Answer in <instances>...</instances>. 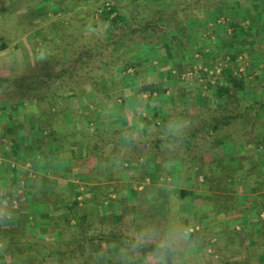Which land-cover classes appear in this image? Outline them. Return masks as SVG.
<instances>
[{"label": "crops", "instance_id": "crops-1", "mask_svg": "<svg viewBox=\"0 0 264 264\" xmlns=\"http://www.w3.org/2000/svg\"><path fill=\"white\" fill-rule=\"evenodd\" d=\"M41 1L33 0L34 4L28 10L34 17L33 21L30 18L33 29L24 38L33 42L42 35L46 37L45 46L48 41L54 46L61 40L60 63L65 66L50 72H31L42 79H51L34 88L36 93L44 96L43 99L15 102L2 95L8 91L6 85L0 88V264H67L65 257L70 252L65 247L60 248L59 242L75 238L68 234L67 238L63 236L66 229L70 228L71 232V227L76 225L74 211L81 212L78 216L82 222L87 219L92 225L89 231L81 224L87 230L79 232L78 239L112 230L123 235L122 239L127 237L134 243L171 244L175 251L174 264H264V209L259 201L260 208L251 201L259 195L253 191L255 182H249L248 188L240 190L229 178L219 186L216 184L219 175L215 174V178H207L208 182L197 187L193 179L196 169L182 161L185 151L181 144L185 145L191 135L177 136L169 131L166 120L170 106L167 104L170 102L177 109H183L184 101L188 103L187 97L181 95L180 98H165L168 90H173L167 87L171 69L175 70L189 59L176 45L177 49L173 51L171 41L172 37L178 36V31L173 29V33L161 37L147 33L134 41L131 35L144 29H160L159 17L164 13L175 17L179 28L185 31L187 48H196V44L203 42L198 38L200 32L214 25L218 27L220 22L212 24V19L220 15L224 7L206 0H70L68 4L65 0ZM103 2H111L126 24L106 25L103 33L110 36L104 34V39L100 40L101 30L93 16L96 15L95 6ZM82 15L91 16L92 21L85 24ZM73 16H77L79 23L82 21L80 30L75 29L79 31L76 32L78 41L68 43L67 34H60L61 39L56 40L57 21L65 18L66 23L61 26H66ZM36 18H44V22L40 23ZM89 26L96 32H90ZM52 28L55 30L49 32ZM120 30L123 32L119 33ZM72 31L68 30L69 33ZM88 38L90 40L86 42ZM225 41L229 42L228 38ZM67 43L78 52L72 61L68 50H63ZM38 46H42V41H38ZM170 47L172 50L168 52ZM83 52L89 55H83ZM98 56L110 64L112 70L104 72L91 65L76 71L70 68L74 62L79 66L84 62L88 65ZM55 59L53 53L48 54L44 63ZM133 59L139 79L154 78L148 85L156 88L153 98L157 97L158 102L153 106L149 102V93L141 92V86L147 82L129 86L128 75L123 82L116 73L115 64L119 63L120 67V63L126 65ZM34 62L38 61L32 57L26 59L21 52L14 56L1 53L0 65L5 70L0 73V79L7 77L10 71L32 68ZM117 76L122 87L115 91L109 83ZM86 79L91 83H86ZM158 82L163 88H157ZM140 101L142 103L138 104ZM156 111H163V114L152 120ZM171 121L189 120L174 114ZM157 141L171 145H155ZM239 146L236 151L233 144L223 146L225 156L231 155L228 157L232 159V167L238 165V152L246 158L257 159L258 163L264 162L263 148L248 147L241 151ZM196 148L193 146L192 150ZM138 157L144 162L132 161ZM164 173H169L172 178L171 185L148 187L141 192L136 190L143 177L145 180L156 179ZM181 190L186 191V197H179ZM158 192H162V196ZM150 195L152 197L148 199ZM155 204L161 208L154 211ZM166 204L169 207L164 208ZM122 207L133 211L132 214H126ZM163 208L167 209V218L172 216L176 225L177 233L172 239L168 238L170 241L163 237L164 228L169 225L167 218L162 214L161 221L156 220V213ZM105 209L112 210V214L108 215ZM139 212L144 216L140 217ZM116 216H121L120 221L110 226L100 221V217ZM67 222L69 227H66ZM191 225L200 230L187 233L186 229ZM138 227L140 231L136 230ZM62 228L63 232L60 231ZM144 234L145 238L140 240ZM119 244L97 253L106 258L104 264H146L150 259L137 254L133 250L135 245L127 244L129 248L121 249ZM84 245L85 249L90 246L89 242ZM209 250L213 253L209 254ZM73 252L79 257L78 248ZM24 257L29 261L23 260ZM98 260L94 259V263H99Z\"/></svg>", "mask_w": 264, "mask_h": 264}, {"label": "trees", "instance_id": "trees-1", "mask_svg": "<svg viewBox=\"0 0 264 264\" xmlns=\"http://www.w3.org/2000/svg\"><path fill=\"white\" fill-rule=\"evenodd\" d=\"M239 0H227L225 4L222 6L226 8L227 12H235V17L236 21H246L249 19L251 22H257V27L254 33L258 32L256 34V38L259 36L261 32L264 33L263 30L260 29L262 24L264 25V0H245L247 3L244 5L245 9L243 10L241 8L242 4L238 3ZM65 2L68 4L70 0H65ZM108 3L110 6L103 8L102 10L97 12L100 7L105 6V4ZM24 4H29L33 6V1L32 0H0V54H8L12 52H16L18 49H20L22 56H24L26 59H29V57L34 58V60H37L38 62H34V67L39 65L41 63H44L43 61H40V56L43 55L44 57L46 55H51L52 54V49L48 48V46L44 47V44H46V37L43 36L42 38V46H38L37 41L33 42H27L26 39L24 38L25 35L29 32V30L33 29L31 25V21H29V13L21 11L20 9ZM100 4V3H99ZM245 11V12H244ZM97 13V14H96ZM95 16H93L94 21L98 22L99 28L103 27V29L100 28V40L104 39V34L105 36L108 35L105 32L103 33L104 26L106 25H119L122 24L123 26L126 24L125 20L119 16L117 8L111 3V2H103L100 5L95 6ZM56 15H59L56 14ZM221 15V14H220ZM218 15V16H220ZM240 17V18H239ZM45 18V17H44ZM44 18H42L41 22H44ZM239 18V19H238ZM68 25L66 26H61L66 19L65 18H60L57 21L58 27H57V35H56V40L61 39V35H69L65 36L66 40L68 43H70L72 40L78 41L76 38V32L79 33L80 30V24H82V21L86 23L92 21V17H85L84 15L81 16L80 23L77 20V16H73L68 19ZM158 20V19H157ZM159 21L162 23L159 24L160 29H154L152 31L144 29L143 32H136L131 33L132 35V40H137L138 37H143L142 35H145L147 33H154L155 36L161 37L162 34H171L173 33V29L178 31V36L172 37L171 44L174 46L175 44H179L182 46V48H187V43L188 39L185 35V31L183 29H180L178 25L179 23H176L175 17H169L168 15H164V13L159 17ZM232 22V20H231ZM76 26V28H72V26ZM60 26L63 28L60 31ZM230 26L232 27V42H230V47L226 46V50L234 51L233 56L229 59H227V54L226 56L223 57L224 65L220 68L219 73L217 74L215 80H209L207 83L206 87V94L205 98L202 95V98H200V104L202 106H198L197 103V98L194 99V96H191L187 102L189 101L192 106L190 112H184L183 113V118L188 119L191 122V127L188 130V135L189 138H191L189 141H186V146L181 144V146L184 147V158L183 162L186 164H192L196 160H202L205 163L213 164L214 161H219L217 162L218 164H223L224 159L227 158L225 155L220 156L218 153L217 149H214L212 145H214V142H216L218 139H221V137L228 136L229 138L231 137V142L234 144V147L238 146V142L243 143L244 149L248 147H254L256 149L258 148H264V100L260 98V96L264 95L262 94V90L264 89V66L259 68V65L256 63H250V65H247V70L249 71L250 74L254 76L251 80H245L243 78L239 77L238 72H236V61L238 59V55L242 54L244 49L243 48H238L234 47L232 44L233 41L237 38V34H235L236 29L240 28V25L236 23H230ZM66 28V29H65ZM69 29H72L74 31L68 32ZM55 29L52 28L49 30V32L54 31ZM240 30V29H239ZM238 30V31H239ZM244 30H247L246 28ZM67 31V33L65 32ZM123 30H120L119 33H122ZM246 32V31H245ZM23 33V36L21 37L20 40L17 39V35ZM110 36V35H108ZM245 36L246 35L245 33ZM252 36L250 35V38ZM255 38V41L251 45L249 52L254 53L257 50V46L260 45L259 39ZM90 38L86 40L88 42ZM61 41V40H60ZM59 41V42H60ZM56 44L54 46L60 47V44ZM244 45L247 43V38H244L243 40ZM65 46L63 50L67 51L70 47ZM91 43V42H89ZM36 45V46H35ZM37 46L39 48H37ZM35 47V48H34ZM36 49H39L38 51ZM47 49H49L47 51ZM61 49V47H60ZM103 49V48H101ZM198 49H202V47H198ZM209 52L206 54L203 52V50H200V61L203 64V67L206 69L211 68V63L208 58L214 53V48H210L208 46ZM91 48L88 50L90 51ZM46 51L48 53H46ZM228 52V53H229ZM86 52H83L82 54H85ZM264 53V52H263ZM86 55H89V53ZM55 56V55H54ZM92 56V54H91ZM56 59L59 61L61 60V53L56 56ZM199 61V60H198ZM48 64V62H47ZM50 64V63H49ZM87 65V64H86ZM85 65L86 69L87 66ZM179 64L176 66V74L175 78L181 80L182 74L184 72H187L186 69L183 68V65ZM71 67H75V62L70 64ZM213 66V65H212ZM210 67V68H208ZM204 68V69H205ZM192 69V68H191ZM41 72L43 73L44 70H34L32 68H26V69H20V70H13L10 71V73L7 75V77L1 78L0 79V88L3 85H6V88H8V91L5 90L2 95H4L5 98H10L15 102H26L29 101V99H43L44 96L38 92L36 93L37 90H35V87L41 86L45 84V81H50L51 79H42L41 76H36L34 74H31V72ZM201 72H204L205 75L207 76V71L205 72L203 69L199 70ZM31 74V75H30ZM44 77V76H43ZM255 81L256 83L251 85V82ZM97 82V80H96ZM86 83H91L90 80L86 79ZM95 83V81H94ZM258 83V84H257ZM259 83H263V88H259ZM38 85V86H37ZM173 90H175V85L171 86ZM154 85L147 86L145 88L141 89V92H148L150 94L153 93ZM172 90V93L174 94ZM247 92H255L254 98L250 99L248 97ZM204 98V100H203ZM199 100V99H198ZM198 106V107H197ZM160 114H163V111H156L155 115L153 116L152 120H157ZM170 117V120H169ZM167 123L169 124L171 121V116H168V119L166 120ZM243 125L245 129H241V134L237 139L233 137L232 132L235 131V127ZM152 129V128H150ZM203 134V135H202ZM208 137V142L210 143V150H211V156L207 159L205 154L200 155V149L198 151L192 150L193 146H196L197 148H200L199 146V140L205 139V136ZM237 135V133H236ZM239 135V134H238ZM193 138V139H192ZM198 139V140H197ZM161 140V139H160ZM170 140V139H169ZM197 140V141H196ZM134 141V140H133ZM157 144L163 145V147L167 144V146H170L171 144L169 142L162 143V141H157ZM140 146V144L138 143ZM158 145V147H159ZM180 146V147H181ZM178 147V148H180ZM190 150V152H188ZM236 151V149H234ZM218 157H221V160H216L214 158V155H217ZM228 155V154H227ZM231 156V155H230ZM238 165L236 167H232L231 165H222V168L225 170V174L223 173L222 175L218 176L216 178V184L221 185V183L224 180H228L229 178L232 179L234 183L239 182L242 183L244 189L248 188L250 184H248L251 181L255 182V187L254 190L255 193L259 192L258 196H255L254 198H251L252 203H255L257 208H260L259 205H257V202L259 201L262 208L264 209V162H257V159H252V158H246L243 153H236ZM144 159L142 157H138L137 159H133V162H144ZM247 169V171H246ZM244 171V173H243ZM249 172V173H247ZM261 172V173H258ZM168 174L162 175V177H165ZM237 177V178H236ZM143 179H145L143 177ZM238 179V180H236ZM206 182H208V179H205ZM212 189H215L211 183ZM217 189H222L220 187H216ZM253 189V188H251ZM186 191L181 190L179 191L178 195L180 198L186 197ZM169 196H172L169 194ZM123 203V201H122ZM121 204V201H120ZM74 210V209H73ZM122 211H126L124 207H122ZM75 212V214H74ZM73 216L75 220H77L76 225L71 227V232L69 231L70 228L66 229L67 232L63 234L65 238H67V234L71 235L72 237L74 236V239L71 240H61L59 243L61 244L60 248L63 249L65 247L66 250H69L70 254L67 256H72L76 255L73 251L74 248L77 249L80 252L79 255H84L86 253L85 249V243L89 242V245H91V249L95 252L97 251H103L110 246L114 244H120V248L123 249L124 247L129 248L126 246L128 243L130 246H133L134 240H128L127 237L126 239H122V236H120V233H114L112 230L105 233H101L99 236L97 235H92L89 238H83L78 239L80 237L79 232L86 231L87 229L90 231L92 228V225H89L87 222V219L82 222V218H80L78 215L81 214L79 211V214L77 211H74ZM77 213V214H76ZM123 214V212H122ZM83 215L86 217V212H83ZM84 217V218H85ZM119 217L121 216H116L113 218H107V217H100V221L104 223L103 225L110 226L112 223H117L119 220ZM120 221V220H119ZM69 222V221H68ZM66 223V227H69V223ZM264 223V221H262ZM82 225H85L87 229H84ZM81 226V227H80ZM62 228L60 231L63 232ZM110 229V228H106ZM104 229V230H106ZM78 230V233H76ZM164 233V232H163ZM177 231L172 234L171 236H166L164 239L165 241H170V239L175 234ZM63 237V238H64ZM119 241H118V240ZM81 240H86L83 242H80ZM128 241V242H127ZM128 244V245H129ZM141 247L138 250H135L137 254L146 256L148 258H151L153 256V249L158 245L156 243H150V244H144L140 243ZM167 255H168V264H174L175 260V251L174 248L172 247L171 244H167ZM83 246V249L81 250L80 247ZM105 248V249H104ZM86 259L84 260V264H104L106 262V258H103V256L100 255H95L94 253H89ZM99 258V263H94V259ZM110 260L108 259V262ZM121 264V262H119Z\"/></svg>", "mask_w": 264, "mask_h": 264}, {"label": "rangeland", "instance_id": "rangeland-1", "mask_svg": "<svg viewBox=\"0 0 264 264\" xmlns=\"http://www.w3.org/2000/svg\"><path fill=\"white\" fill-rule=\"evenodd\" d=\"M206 1L211 3V4L220 3V5L222 6L223 4H225V2L227 0H206ZM41 2H44V0L41 1ZM239 3L242 4L241 8L245 9L244 5L247 2L245 0H239ZM29 8H32V5L24 4L20 10L29 13V11H28ZM220 14L221 15L217 16V17L216 16L215 17L212 16L213 17L212 24H213V22H220L218 27L214 25L210 29H207L204 32H200L201 34L199 35L198 38L203 41L202 44H200V45L196 44V46H197L196 48L192 47L190 49L189 48H182V46H180L179 44H175L176 47L180 48V51H182V50L185 51V54H187V57L189 58L188 61H186L185 63L182 64L183 68L186 69V71L187 70L188 71L184 72V74H182V76H181V80H179V79L175 78L176 70L171 69V71H170V79L168 81L169 84H168V86L166 84V86L168 88H170L172 85H175L176 88H175V90H173L174 94L172 93V90L169 89L168 90V94L166 93V95H165V98L168 96V97H171V99L172 98L174 99L176 97H179V95H181L182 98L187 97L186 99L188 100L191 96H194V99L197 98L198 106L199 107L202 106L200 104V98H202V95L205 98V94H206L205 90H206L208 81L209 80H213V81L215 80L217 74L220 71V68L224 65V61L225 60H223V57L226 56L225 54H227V59H229V58H231L233 56L234 51H230L229 52L225 48L226 46L230 47L229 46L230 45V40H232L231 38H232L233 32H232V27L230 26V23H232V22L233 23L237 22V24L240 25V28L236 29V31H235V34H237V38L235 39V41H233L232 44L234 45V47H238V48L241 47V48L244 49L243 53L238 55V59L236 61V66L237 67H236L235 70L238 69L236 72H238L239 77L243 78L245 80H251L252 78H254V76L252 74H250L249 71L246 68L247 65H250V63H252V62L256 63L257 65H259V68L264 66V53H263L264 52V33L263 32H261L259 34V36L257 37L259 39V43H260V45L256 47L257 50L254 53H250L249 52V49H250L251 45L255 41L256 34H258V32H260V31H258L256 33H254L255 30H256V27H257V22H251L249 19H247L246 21H240V19H239L240 17L238 18L239 21H236L235 12H232V11L231 12H227L226 8H223L222 11L220 12ZM32 16L33 15H31L29 13V17H28L29 21H31V20L33 21L34 20V17H32ZM30 18H31V20H30ZM36 19H37V21H40V23H41V20H42L41 18H39L40 20H38V18H36ZM231 20H232V22H231ZM65 23H66V21H65ZM0 24H1V20H0ZM216 24H218V23H216ZM69 26H72V28H74V27L76 28V26L70 25V23H69ZM100 28L103 29V27H100ZM245 28L247 30H244ZM260 29L264 31V25L263 24L260 27ZM42 32H44V31H42ZM245 33L248 36H245ZM250 35L252 36L251 38H250ZM22 36H23V33L18 34L17 35V39L20 40ZM42 38H43V36L41 35V37L35 38V40L38 42V41H41ZM227 38H228L229 42L225 41V39H227ZM244 38H247V43L245 45H244V42H243ZM48 42L49 43H47V46H48L49 49L50 48L52 49L53 55L58 56L61 53L60 47L53 46L54 43H52V41H48ZM174 46H173V51L175 49H177ZM208 46H210V48H214V50H215L214 53L208 58V60H210V62H212L211 64L213 65V66L211 65V68L208 67V68H210V70L206 69L205 67H203L202 62L200 61V53H199L200 50H203V52L207 54L209 52ZM44 47H45V44H44ZM198 47H202V49H198ZM49 49H47V51ZM171 50H172L171 47L168 48V52L169 51L171 52ZM20 52H21L20 49H18L16 52L8 53V55L14 56L16 54H19ZM67 52H68V55L70 56V61L76 59V56H77L78 52L76 50H74V47H72V48L70 47V49H68ZM80 56H82V55H80ZM61 58H62V56H61ZM132 61L133 62H129L128 61V63L126 65H124L123 63H120V67L118 65L119 63L114 65L116 73L121 76V79L123 80V82L125 80H127L125 77H126V75H128V78L130 79L129 80L130 81L129 86H134V87L137 86V85L141 86L142 82L145 81L147 83L145 85L141 86V88H145V87H147L149 85V83H153L154 82V78H152L153 76L149 77L148 79H145V80H141V79L138 78L137 72H135L136 68L133 65L135 60L133 59ZM88 63H89L88 64L89 66L86 65L87 68H89L90 65H91V66H94L95 69H97V68L98 69L99 68L103 69L104 72H108V71L112 70L111 65L107 64V63H104L100 56L96 57L92 62H88ZM85 64H86V62L82 63L79 66V63H78V65H76L74 68L73 67H70V68L73 71H76L78 69H82L83 66H85ZM64 66L65 65H62V63H60V61L58 59H55L52 62H48V64L47 63H41L39 65V67L36 65L35 67H33V69L34 70H44V72H50L51 70H53V71L54 70H60V68H64ZM153 66H154V64H153ZM1 67L2 66L0 65V73L3 70H5V69H3ZM201 69H203L205 72L207 71V73H208L207 76L205 75L204 72L199 71ZM113 70H114V68H113ZM172 70H173V72H172ZM130 77H132V78H130ZM161 82L157 83V88H163V85L161 84ZM255 83L256 82L252 80L251 85H253ZM126 85H127V88H128V84H126ZM109 87L112 90L117 91L120 87H122V81H120L119 77L117 76V79H115V80H113V82L109 83ZM186 87L190 88V89H184ZM259 88L260 89L263 88V83H259ZM154 92H156V88L153 89V93ZM153 93L151 94V98L149 100L150 104H152L151 106H153V104H156L158 102L156 100L157 97L153 98L154 97ZM261 93L264 94V89L262 90ZM247 94H248V97L250 99L256 97L255 96V92H247ZM148 96L150 97V94H148ZM204 98H203V100H204ZM260 98L262 100H264V95L260 96ZM140 103H142V101L138 102V104H140ZM187 104L188 105L190 104V106L187 107L186 106ZM187 104L184 101V106L181 107L183 109H177L176 106L174 107L169 102L167 104L168 106H170L169 109H168L169 116L173 117L174 114H177V118H183V113L191 110L192 104L189 101H188ZM180 113H181V117H180ZM235 129L236 130L232 132V135H233V137H235V139H237V136L239 137L240 134L243 132V131L241 132V129H245V127L243 125H239V126H236ZM236 133H237V135H236ZM223 138H225V136ZM227 139H219L218 141L214 142V145H212V147L214 149H217V151H218V153L220 154L221 157H222V155H225V152H223V150H224L223 146H225V145L227 147L228 146L229 147L232 146V143H231V140H230L231 137L230 138L228 137ZM225 140H226V142H224ZM207 142H208V137L207 136L205 137V139L199 140L200 148H196V151H198V149H200L199 150L200 151V155L201 154L202 155L205 154V156L208 159L211 156L210 155L211 151L208 149V148H210L211 144L207 143ZM237 142H238L237 143L238 146L240 145L239 146L240 150L241 149L245 150L244 146H243V143H240L239 141H237ZM224 143H226V144H224ZM237 148L238 147L236 146L235 149H237ZM262 150H263L262 153H264V148ZM206 151H207V153H205ZM228 156H226L227 158L224 159V163H223L224 165H230V163L232 161V159L229 158L230 156L229 157ZM221 157H218V154L214 155V158L216 160H221L220 159ZM182 161H183V159H182ZM217 162H219V161H214V163L211 165V164H209V162L205 163L203 161V159H202V160H196L193 163V166L196 169L195 173L193 174V179H195V185L197 187H200L202 184H204L206 182L205 179H207V178H210V179L215 178V174H218L220 176L221 174H223V173L225 174L226 173L225 170L222 168L223 164H218ZM151 178L152 177H150L149 179H146V180L143 179V182H141L140 185L138 187H136V190L138 192H141V191L145 190L148 187L151 188V187L158 186V185H160V186H169V185L172 184V178L169 175H166L165 177H162V175H160V177L156 178V179L155 178L151 179ZM236 180H238V179H236ZM236 184L238 185L240 190H241V188L243 189L242 183H239V182L236 181ZM158 193L160 194V196H162V192H158ZM154 194H156V193H154ZM151 197H152V195H150L148 197V199L151 198ZM167 207H169V204H166V206L164 208H167ZM160 208L161 207H160L159 204H155V205H153L152 209L155 211V210L160 209ZM164 208L161 209V212H160L161 214L160 213H156V220H158L157 222L161 221L162 214H163V217L165 219L167 218V215H166V210L167 209H164ZM125 210H126L125 211L126 214H128V215H131L132 212H133V211H129L128 208H125ZM105 211H107L108 215L112 214L111 213L112 210H110V209H107V210L105 209ZM139 215H140V217L144 216L141 212H139ZM262 218H264V213L262 214ZM166 220L169 223V225L164 228L165 234L163 235V237H166L167 235L171 236L172 234H174L176 232V225L172 221V216H169ZM142 225L144 226L145 223H143ZM191 227H193V228L191 229ZM120 230H122V229H120ZM136 230L140 231V228L138 227V229L136 228ZM198 230H200V229L199 228L197 229V226H195V225L192 226L191 225L188 229H186V232L187 233L189 232V233L192 234V233H195ZM159 233H160V231H159ZM139 243L147 244V243H145L143 241H139ZM135 244L136 243H134L133 245H135ZM90 247H91V245L87 248L86 253L84 255H79V257L76 256V255L66 256L65 259L67 261V264H84V260L86 259L85 257H87L89 253H94L95 255H97V253L100 252V251L95 252ZM208 253L212 254L213 251L209 250ZM24 258H23V260H27L28 259L27 257L25 259ZM27 261H29V260H27Z\"/></svg>", "mask_w": 264, "mask_h": 264}, {"label": "clouds", "instance_id": "clouds-1", "mask_svg": "<svg viewBox=\"0 0 264 264\" xmlns=\"http://www.w3.org/2000/svg\"><path fill=\"white\" fill-rule=\"evenodd\" d=\"M89 31L95 33L96 29L89 26ZM99 35V33H97ZM40 61H43L45 57L43 55L40 56ZM189 121H171L168 125L169 131L173 134L180 136V135H187L189 130ZM10 215V214H9ZM145 235L140 236V240L145 238ZM141 247V244L137 242L134 247V251L138 250ZM153 256L146 261V264H168V255H167V245L163 242L158 244L153 249Z\"/></svg>", "mask_w": 264, "mask_h": 264}, {"label": "built area", "instance_id": "built-area-1", "mask_svg": "<svg viewBox=\"0 0 264 264\" xmlns=\"http://www.w3.org/2000/svg\"><path fill=\"white\" fill-rule=\"evenodd\" d=\"M108 6H110V5H109L108 3H106L105 6L100 7L99 10H98L97 12L99 13L100 10H102L103 8H106V7H108ZM96 14H97V13H96Z\"/></svg>", "mask_w": 264, "mask_h": 264}]
</instances>
